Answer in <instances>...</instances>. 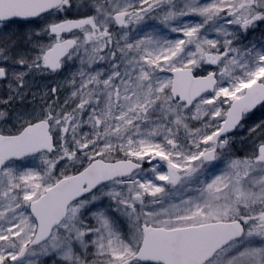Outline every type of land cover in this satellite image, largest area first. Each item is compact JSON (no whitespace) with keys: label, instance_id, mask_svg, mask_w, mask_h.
<instances>
[{"label":"snow or ice","instance_id":"snow-or-ice-1","mask_svg":"<svg viewBox=\"0 0 264 264\" xmlns=\"http://www.w3.org/2000/svg\"><path fill=\"white\" fill-rule=\"evenodd\" d=\"M0 264H264V0H0Z\"/></svg>","mask_w":264,"mask_h":264}]
</instances>
